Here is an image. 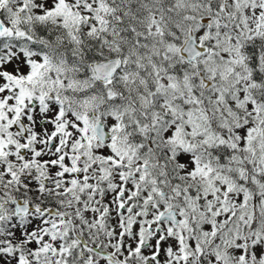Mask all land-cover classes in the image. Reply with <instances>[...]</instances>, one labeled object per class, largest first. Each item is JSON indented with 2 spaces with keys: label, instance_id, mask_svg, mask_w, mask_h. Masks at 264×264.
Segmentation results:
<instances>
[{
  "label": "snow or ice",
  "instance_id": "snow-or-ice-1",
  "mask_svg": "<svg viewBox=\"0 0 264 264\" xmlns=\"http://www.w3.org/2000/svg\"><path fill=\"white\" fill-rule=\"evenodd\" d=\"M0 264H264V0H0Z\"/></svg>",
  "mask_w": 264,
  "mask_h": 264
}]
</instances>
